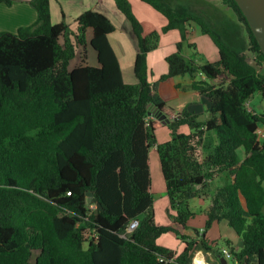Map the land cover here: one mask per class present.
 Wrapping results in <instances>:
<instances>
[{"label":"trees","instance_id":"1","mask_svg":"<svg viewBox=\"0 0 264 264\" xmlns=\"http://www.w3.org/2000/svg\"><path fill=\"white\" fill-rule=\"evenodd\" d=\"M141 1L166 18L160 31L144 34L129 0H113L136 39L134 83L123 80L109 43L115 27L100 12L83 11L71 31L64 20L51 21L50 0H31L36 21L16 33L0 31V264H191L199 249L220 255L207 264H228L206 238L223 220L241 240L238 250L225 240L234 262L264 264V139L257 135L264 111L248 108L255 92L264 98V55L234 0L221 6L235 17L204 0L198 10L179 0ZM189 24L213 41L217 60L194 59ZM172 29L180 40L165 57L167 71L152 82L147 54ZM89 33L98 65L88 64L82 49L71 66ZM183 44L194 50L191 57L182 54ZM177 75H189L190 88L208 98L206 119L185 107L158 123L160 112L170 113L157 84ZM159 125L171 131L161 143ZM184 125L188 132L179 131ZM152 146L173 225L154 221ZM220 172L226 179L210 194L207 179ZM195 197L209 198L204 229L183 235L175 255L158 239L187 226ZM133 219L138 226L127 233Z\"/></svg>","mask_w":264,"mask_h":264},{"label":"crops","instance_id":"2","mask_svg":"<svg viewBox=\"0 0 264 264\" xmlns=\"http://www.w3.org/2000/svg\"><path fill=\"white\" fill-rule=\"evenodd\" d=\"M129 2L132 6V10L135 16L137 17V19L142 21L141 24L143 27L144 34H148L153 30L160 31L161 28L164 26V24L167 22L166 18L160 12L155 10L151 5L141 0H129ZM85 10H94L100 12L105 16H107L111 21L112 19L117 20L116 23H114L113 21L112 23L118 28H120L119 34H117L116 32L111 33L109 35V43L118 59L123 75V80L127 83L136 82L137 80L133 70L134 59L137 53L136 39L133 36L135 42V46H134V44L132 43L130 44V42L128 44V41L124 37L125 36L124 34H123L124 36L121 35L122 34L121 29L126 34L127 32L128 34H130L131 29H130V25L128 24L129 21L127 22L125 16L122 15L120 11L116 8L113 0H50L51 21L53 23L64 20L68 24V26L70 25L71 27L75 28L76 18ZM71 16H75L74 18L75 23L73 22L69 24V21L72 20ZM36 19H37V11L32 5L31 0H11L10 4L0 2V31L16 33L19 27L29 26L33 24L36 21ZM125 24L129 26V29H126ZM73 28H70V30L72 31ZM188 28L190 31V37L188 39V42L194 43L196 49L202 50L207 60L209 61L217 60L218 51L213 41L207 35L202 34L200 32V29H198L195 24H189ZM90 38H91V34L89 33L86 37L87 44L76 48L75 57L72 59L73 64H75L79 60V56H81V52L83 49V51L85 52V59H86L85 61L93 66L98 65L97 52L89 44ZM179 40H180V33L177 29H172L167 32L160 33V39L157 48H155L152 52L150 51L151 53L149 52L147 54V64L149 70L152 73V75L150 76L152 82L155 81L161 74H164L167 71V63L165 61V57L175 51L176 43ZM191 81H192L191 78H189L186 81L185 85L182 87L184 88V91L185 89L187 90L185 91L186 94H190L192 92L197 93L196 91L191 90L190 88ZM174 84L179 85L180 83L177 82ZM160 89L161 86L160 85L157 86L158 94L165 101L166 105L169 107L168 112L170 113V116L179 114L183 109L175 110V108H182V107H171L163 98L162 92L161 91L159 92ZM203 96L206 97L205 95H200L202 99ZM189 102L190 101H185V103H189ZM192 112L196 113V111H192ZM149 164H150V152H149ZM150 173H151V169H150ZM151 181H152V177H151ZM201 256L202 258H204L206 262L207 261L206 257L203 254H201Z\"/></svg>","mask_w":264,"mask_h":264},{"label":"rangeland","instance_id":"3","mask_svg":"<svg viewBox=\"0 0 264 264\" xmlns=\"http://www.w3.org/2000/svg\"><path fill=\"white\" fill-rule=\"evenodd\" d=\"M171 2H177L178 0H170ZM183 4H192L195 8V10H198L200 7V2L199 0H179ZM205 2L211 3L214 6L218 8H224L226 9L227 12H231V15L235 17V14L233 11L230 9L225 8V6H221V0H204ZM216 4V5H215ZM72 20L69 21L70 23L74 22L75 16H71ZM114 23L117 22L116 19H112ZM142 22L141 20H139ZM128 22V20H127ZM75 23V22H74ZM129 24V23H128ZM114 25V24H113ZM130 25V24H129ZM70 28V25L68 26ZM114 31L117 34H119L120 28L114 25ZM126 29H129V26L125 24ZM196 27L199 29V27L196 25ZM69 28V29H70ZM76 27L73 28L72 31H75ZM112 32V33H113ZM244 32V30H241V34ZM121 35L124 36L128 44H134V37H133V32L131 29L130 34H127L121 29ZM124 34V35H123ZM132 34V35H131ZM243 36V35H242ZM133 37V38H132ZM190 37V31L188 29V35L187 38L189 39ZM72 40L74 41L73 35H71ZM132 38V39H131ZM245 41L247 42V37L246 34L243 36ZM92 48V47H89ZM176 50V47H175ZM153 51V50H152ZM151 51V52H152ZM150 52V53H151ZM194 53V50L190 47H188L186 44H183L182 48V54L187 57H191L192 54ZM247 55H249L252 59L254 58V54L251 52L247 51ZM195 60H197L198 63L202 62V60L206 59V56L200 49L195 48ZM209 61V60H208ZM73 64V61L71 65ZM131 76V75H130ZM199 76V75H197ZM127 78V77H126ZM190 78L189 75H177L174 78H171L163 83H158L157 86H161V89L159 92H162L163 98L166 100V102L171 106V107H182V108H175V110H180L183 108H188L190 111H196L197 114H199V119H206L209 115L207 112V107L209 106L208 98L203 96V99L200 97L199 93L192 92L190 94H186L185 91L182 90L181 87H183L186 83V81ZM222 79L219 78L215 82H219ZM179 82L180 88H177L174 83ZM178 85V84H177ZM192 90V89H191ZM250 106H248L249 109L252 108L253 111H256L258 113L264 111V98L258 93L255 92L252 94V96L248 99ZM185 101H190L189 103H185ZM173 115V114H172ZM176 115L170 116V120H172ZM160 123V121L158 122ZM160 127V125H159ZM161 128V129H160ZM156 132H155V138L158 143L164 142L171 137V131L167 127H160ZM189 127L187 125L184 126H179V131L180 132H188ZM257 135H258V140L264 139V125L260 124L258 129H257ZM208 138L206 139V142H212L214 141V137L211 135L207 136ZM207 146V144L205 143ZM201 152V149H200ZM199 152V153H200ZM238 154L240 155V158H242V151L239 150ZM150 169H151V177H152V184H151V191L153 193V211H154V221L157 225H173V216H174V210L171 208L168 198L166 196L165 192V183L163 180V176L160 170V165H159V159L158 155L155 149V146H152L150 148ZM226 178L224 177V172H220V174H217L215 177L213 176L210 179H207L208 183L206 188L210 190V194L213 193V190L220 186ZM209 204V198L207 199H200L198 197L192 198L189 200V206L190 209L193 212V216L188 220L187 226L186 227H177V232L174 231H169L163 235L160 236L158 243L161 246H164L171 250L175 255L179 254L184 246L182 236L183 235H189V236H197V234H201L202 230L204 229V223H205V216H204V209L206 205ZM198 231V233H197ZM206 238L210 241V243L215 246L217 243L218 247L223 249L225 252L226 250V245H225V240H230L233 244V246L238 250L241 247V240L240 238L235 234L233 229L228 225V223L223 220L219 223H214L209 229L206 231ZM203 254L206 257L207 263L208 262H215L217 263L219 260V256L217 254H213L210 251H204V250H196L193 253V257L196 255H201ZM192 257V259H193ZM191 259V260H192ZM227 263L228 264H237L234 262L233 257L229 256L227 257Z\"/></svg>","mask_w":264,"mask_h":264},{"label":"water","instance_id":"4","mask_svg":"<svg viewBox=\"0 0 264 264\" xmlns=\"http://www.w3.org/2000/svg\"><path fill=\"white\" fill-rule=\"evenodd\" d=\"M238 7L240 8L242 14L244 15L248 26L253 33L262 54L264 55V0H234ZM150 113H154L153 111ZM158 120L162 124H166L169 121V118L162 112L158 115ZM89 201H92L91 193H88ZM97 207H100V204L97 203ZM224 262V261H223Z\"/></svg>","mask_w":264,"mask_h":264},{"label":"built area","instance_id":"5","mask_svg":"<svg viewBox=\"0 0 264 264\" xmlns=\"http://www.w3.org/2000/svg\"><path fill=\"white\" fill-rule=\"evenodd\" d=\"M138 223H139V221L137 219H133L131 222H129V224H128L127 228H126V232L127 233L132 232L138 226ZM225 254H226V256H230V254L226 250H225ZM195 257H193L191 264H197L196 261H195ZM159 260L162 261V258L159 257ZM205 263L206 262H205V260L203 258V262L201 264H205Z\"/></svg>","mask_w":264,"mask_h":264},{"label":"bare ground","instance_id":"6","mask_svg":"<svg viewBox=\"0 0 264 264\" xmlns=\"http://www.w3.org/2000/svg\"><path fill=\"white\" fill-rule=\"evenodd\" d=\"M195 261H196L197 264H201L203 262L202 256L201 255H197L195 257Z\"/></svg>","mask_w":264,"mask_h":264},{"label":"clouds","instance_id":"7","mask_svg":"<svg viewBox=\"0 0 264 264\" xmlns=\"http://www.w3.org/2000/svg\"><path fill=\"white\" fill-rule=\"evenodd\" d=\"M191 262H192V260H191ZM205 264H207V261H206V263Z\"/></svg>","mask_w":264,"mask_h":264}]
</instances>
